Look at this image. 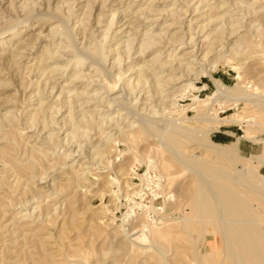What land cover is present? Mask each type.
I'll return each mask as SVG.
<instances>
[{
    "label": "rangeland",
    "instance_id": "obj_1",
    "mask_svg": "<svg viewBox=\"0 0 264 264\" xmlns=\"http://www.w3.org/2000/svg\"><path fill=\"white\" fill-rule=\"evenodd\" d=\"M91 5L92 16L82 20ZM211 19L214 21L211 22ZM83 21L87 25L84 33L80 28H83ZM22 28L23 32L15 36V32ZM52 30L55 32L51 34ZM147 35H152L155 44L139 52ZM242 35L245 36L240 38ZM26 38H30V44L22 47L21 43ZM0 39V83L3 84L0 86V264H152L151 257L157 253L164 254V264H196L194 251L207 253L215 264H222L225 256L222 254L224 242L221 231L212 222L205 221L203 224L195 218L192 225L196 231L190 238L188 233L191 228L185 221L191 215L194 217L191 213L193 183L197 178L208 180L205 174L197 173L186 159L196 155L219 161L218 156L186 139L180 152L175 151L152 130L128 151L131 145L119 129L129 130V124H132L134 128L147 126L164 131L169 126L184 124V120H187L185 124L195 127L208 117L204 115L211 107L208 97L219 94L209 72L227 86L251 85V91L264 94V59L257 58L264 49V0H0ZM59 43H67L66 51L63 47L64 51L58 50ZM234 43L243 51L236 57L230 50ZM95 45H103L108 60L99 57V64L98 57L95 58L98 62L89 58L84 66H76L71 57L66 56V53L79 55L81 50ZM19 46L23 49H18ZM211 46L214 47L212 53L194 65L198 67L194 72L209 68L194 80V85L200 89L194 91L200 105H191V97L186 95L179 98L180 106L173 109L169 106L171 98H164L163 95L165 91L173 92L184 83H180L182 79L178 80L179 75L186 72L185 67L183 69L185 63L194 59L184 58L185 51L194 50L200 60ZM52 53L64 54L65 60L61 61L58 56L52 58ZM156 54L159 59L149 66L152 70L148 69L152 74L137 84L136 69L139 64ZM223 54L229 56L227 61L219 60ZM42 59L45 61L40 62ZM242 61L248 64L239 65L238 62ZM59 62L69 66L58 67ZM158 63L165 64L160 67ZM98 64L100 66L96 67ZM130 65L136 69L128 71ZM77 67L84 73H90L89 78L75 80L73 74ZM54 68L55 71L47 76L48 71ZM118 71L124 72L125 77L120 82H110L114 78H109L110 75ZM166 77L169 84H165L162 96L158 95L154 84L158 78L166 80ZM49 78L57 82L53 100L56 101L62 88V99L66 100L68 108L63 107L52 118L53 112L48 107L50 104L54 107L55 102H49L46 110L39 114L36 128H28L30 113L38 108L37 96L30 93L38 86H44ZM71 80L72 83H69ZM108 81L109 85L115 83L116 86L103 89L102 84L108 86ZM132 82L136 88L130 89L126 83ZM113 94H122V97L115 100L112 99ZM228 94L212 107V113L219 111L218 117L229 122L216 126L215 122L203 121L202 125L211 130L210 137L215 142L238 143L241 156L236 165L238 169L242 170L246 164L264 175V164L252 158L264 155V114L256 112L249 101L237 105L233 99L236 93ZM70 95L74 99L70 102L75 107L72 113H69L68 106ZM64 116L68 117L66 125L61 122ZM246 119L249 121L245 128L240 121ZM49 120L54 124H49ZM229 130L234 136L227 135ZM219 134L229 139L220 141ZM96 146L105 151L107 149L109 153L102 158L97 156V160L92 159L91 164L86 163L94 156ZM134 153L139 155V162ZM114 159V168L105 165L106 161ZM155 161L158 167L154 165ZM99 165L105 168L97 169ZM133 167L135 171L131 170ZM120 169L119 174L123 173L120 185L110 184L107 176L116 177ZM99 171L106 172H103L102 177L105 178L102 180L96 173ZM86 172L89 174L79 177ZM135 172L138 175L148 173V178H152L151 187L157 190L150 191L146 198L148 201L144 203L158 207L156 211L145 212L134 205L141 203L134 194L140 193L137 186L141 184ZM156 179L160 180V184H155ZM125 182L135 188L128 198L126 192L129 188ZM101 183H109L114 192L99 191L97 186H102ZM85 186L90 188L85 190ZM33 196L39 199H31ZM28 198L31 200L24 205L22 202ZM251 202L259 203L258 210L264 214L263 203L255 199ZM130 209L134 215L128 222H123V214ZM136 216L144 217L142 222L149 229L160 223L168 224H164L170 231L166 237L167 244L157 241L147 229L144 228V232L134 223ZM124 229L127 231L123 232ZM125 243L134 244L143 253L130 257L124 252ZM144 247L150 249L145 252Z\"/></svg>",
    "mask_w": 264,
    "mask_h": 264
},
{
    "label": "bare ground",
    "instance_id": "obj_2",
    "mask_svg": "<svg viewBox=\"0 0 264 264\" xmlns=\"http://www.w3.org/2000/svg\"><path fill=\"white\" fill-rule=\"evenodd\" d=\"M87 1V0H86ZM97 1V0H94ZM90 1H88L89 3ZM130 2V1H129ZM225 2V1H224ZM223 2V4H224ZM87 3V2H86ZM91 3V2H90ZM73 4V3H72ZM35 7V6H34ZM68 9V8H67ZM210 9V8H209ZM92 5L89 8V10L85 11L84 13V17L82 18V20H86L88 19L90 16H92ZM94 10V9H93ZM198 10V9H196ZM42 13V11H41ZM55 12H53L54 14ZM125 13V12H124ZM44 14V13H43ZM48 14V13H47ZM52 15V14H51ZM40 16V15H39ZM55 17V15H52V17ZM53 17V18H54ZM58 17V16H56ZM115 17V15H114ZM111 17V18H114ZM212 17V16H211ZM40 18V17H39ZM101 18V17H100ZM28 19V18H27ZM63 19V18H61ZM79 19V18H78ZM90 19V18H89ZM126 19V18H125ZM144 19V18H143ZM68 20V19H67ZM102 20V19H101ZM149 20V19H147ZM212 20V19H211ZM234 20V19H233ZM62 21V20H61ZM214 19L211 21L213 22ZM63 22V21H62ZM78 22V21H77ZM88 23V22H87ZM114 23V22H113ZM210 23V22H209ZM63 24V23H62ZM110 24V23H108ZM205 24V23H204ZM56 25V24H55ZM83 28L80 26V28L82 29V33H84V30L87 28V25L85 23V21H83ZM112 25V20H111V24L109 25V28ZM25 27V26H24ZM206 27V26H205ZM80 29V30H81ZM132 29V28H131ZM58 31V29H57ZM71 31V30H70ZM130 31V30H129ZM23 32V28L22 29H18L15 32V36H19L21 33ZM55 30L50 31V33H54ZM66 32V31H65ZM236 32V31H234ZM103 33V32H102ZM109 33V32H108ZM108 33H105V35ZM76 34V33H75ZM80 34V33H79ZM63 34H61L62 36ZM71 35V34H70ZM84 35V34H82ZM51 36V35H50ZM54 36V35H53ZM72 36V35H71ZM76 36V35H75ZM95 36V35H94ZM127 36V35H126ZM152 35H147L146 37H144V43L143 46L140 48L139 52H143L145 49H149L150 47H152L155 44V40L154 38L151 37ZM245 35H242L240 38H243ZM49 37V36H48ZM85 37V36H84ZM195 37V36H194ZM218 37V36H217ZM216 37V39H217ZM220 37V36H219ZM94 38V37H93ZM161 39V38H159ZM158 39V40H159ZM194 39V38H193ZM215 39V38H214ZM245 39V38H244ZM23 40V39H22ZM30 38H26V40H23L21 45L22 47L24 46H29L30 42H29ZM64 40V39H63ZM72 40V39H71ZM180 40V39H179ZM59 41V40H58ZM65 41V40H64ZM67 41V40H66ZM86 41V39H85ZM94 41V40H93ZM0 42H2V39H0ZM74 42V41H73ZM89 42V41H88ZM220 42V41H219ZM239 42V41H238ZM53 43V42H50ZM72 43V42H71ZM82 43V42H81ZM94 43V42H93ZM174 43V42H173ZM172 43V44H173ZM216 43V42H215ZM48 44V43H47ZM60 46L58 48V50L62 51V47L63 48H67V43L64 45V43H59ZM76 44V43H75ZM74 44V45H75ZM133 44V43H132ZM236 43H234V46L231 47V53H233V55L236 57V55H238L240 52L243 53V51H241L237 45H235ZM238 44V43H237ZM20 45V44H19ZM123 45V44H121ZM213 45V44H212ZM224 45H226L224 43ZM239 45V44H238ZM44 48L46 47V44L43 45ZM69 46V45H68ZM71 46V45H70ZM90 46V45H89ZM20 47V46H19ZM22 47L18 48V49H23ZM84 47V46H83ZM129 47V45H128ZM65 48V51H66ZM210 49L208 51H206L204 53V56L202 59L199 60V55H197V52H195L194 50L190 51V52H186L184 53V58H194L188 62L185 63V65L183 66V69L185 67L186 72H182L183 74L179 75L181 82L183 83L180 87H178L177 89H175L173 92H169L166 93L165 91V84L169 82H166L169 80V78H167L166 80H161L160 78H158V82L154 84L155 87L157 88L158 91V95L164 93L163 95L164 98L168 97L171 98V104L169 106H173V109H177V107H179L180 105L178 104V100L179 98H183L186 95L191 97L192 103L191 105H196V107H198L200 105V99L198 97H196V93L194 91H199V88H196V86L194 85V80L196 78H198L203 72H205L206 70H209V68H205L202 69L200 71H195V69L198 67L194 66L195 64L199 63V61H202L204 59H206L209 55V53L212 51V49L214 48L213 46L209 47ZM225 48V47H223ZM74 49V48H73ZM77 49V48H76ZM121 49V48H120ZM219 49V48H218ZM58 50H56L58 52ZM78 50V49H77ZM81 50V49H80ZM134 50V49H133ZM214 50V49H213ZM221 51L222 48H220ZM229 50V49H228ZM19 51V50H18ZM22 51V50H21ZM54 51V50H53ZM64 51V50H63ZM68 51V50H67ZM219 51V50H218ZM220 51V52H221ZM75 52V51H74ZM203 52V51H202ZM228 52V51H227ZM16 53V52H15ZM40 53V52H39ZM45 53V52H44ZM64 53V52H63ZM69 53V51H68ZM212 53V52H211ZM219 53V52H218ZM13 54V53H12ZM43 54V53H42ZM65 54V53H64ZM64 54H59L57 53V55H54L52 53V58L54 57H59L61 61H64L65 59V55ZM77 54V53H75ZM74 54V55H75ZM160 54V53H159ZM162 54V53H161ZM189 54H191L189 56ZM203 54V53H202ZM221 54V53H220ZM227 54V53H226ZM51 55V54H49ZM69 55L66 53V56L71 57V61H74V65H80V66H84L88 61L89 58H93L95 61H97L95 58L101 57L104 60H108V57L105 55L104 50H103V45H95L94 47H89L87 50L83 49L79 52V55ZM219 55V54H218ZM224 55V54H223ZM230 55V54H229ZM240 55V54H239ZM12 56V55H11ZM16 57V55H14ZM13 56V57H14ZM18 56V55H17ZM41 56V55H40ZM119 56V55H118ZM143 56V55H142ZM12 57V58H13ZM49 57V56H48ZM47 57V58H48ZM228 55H224L223 57H220L219 60H228ZM232 57V56H231ZM248 57V56H247ZM45 58V57H44ZM58 58V59H59ZM257 58L259 59H264V49L262 50V54L257 55ZM14 59V58H13ZM12 59V60H13ZM17 59V58H16ZM19 59V57H18ZM21 59V58H20ZM80 59V60H79ZM100 59L99 64H100ZM102 59V60H103ZM159 59V55L156 54L152 59L150 60H145L143 61L141 64H139V68H133V65L128 66V71H134V69H136V71L138 70V79L137 77L135 78V81L137 79V84H140V82H142V80H147L148 78V74H152L151 72H149L151 69L149 66H153L154 62L156 63V60ZM234 59V57H233ZM247 59V58H246ZM249 59V57H248ZM77 60V61H76ZM103 60V61H104ZM255 60V59H254ZM14 61V60H13ZM19 61V60H17ZM45 60L42 59L40 62H44ZM60 61V62H61ZM97 61V62H98ZM225 61V62H226ZM60 62L57 64L58 67L60 66H69L68 64L63 65L60 64ZM96 62V63H97ZM106 62V61H105ZM140 62V61H139ZM13 63V62H12ZM92 63V62H91ZM95 63V62H94ZM182 63V62H181ZM42 64V63H40ZM46 64V62H45ZM96 65L100 66V65ZM165 64V63H164ZM163 63H158V66L160 65H164ZM239 65H244V64H248L247 61H242V62H238ZM12 65V64H11ZM48 66V64H46ZM138 65V63H137ZM90 66V65H88ZM102 66V64H101ZM45 67V66H44ZM200 67V66H199ZM49 68V66H48ZM156 68V67H155ZM154 68V71H155ZM178 68V67H177ZM176 68V70H177ZM243 68V67H241ZM44 69V68H43ZM47 68H45L46 70ZM84 69V68H83ZM92 69V68H91ZM153 69V68H152ZM151 69V70H152ZM182 69V70H183ZM48 70V69H47ZM254 70V69H253ZM55 71V68L53 70H49L47 73L50 74L51 72ZM95 71V70H94ZM148 71V73H147ZM152 71V72H154ZM184 71V70H183ZM92 72V71H91ZM110 72V70H109ZM178 72V71H177ZM209 72V71H208ZM99 73V71H98ZM123 73L122 71H118L117 74L110 75L109 78L114 77L112 80L108 79L110 82H112L114 80V82H120L122 81V79L125 77H123ZM156 73V72H155ZM1 74V73H0ZM46 74V71L45 73ZM90 74V73H88ZM87 73H84V71L80 70L79 67L76 68L75 73L73 74V77H75V80H84L89 78ZM210 77L212 78V80L214 81V83L217 86L218 89V95L217 96H209L208 98L211 101V107L205 112L204 115H207V118H204L203 120H201V122L198 123V125H195V127H191L188 124H185V122L187 120H184V124H179L176 126H173L170 128V126L168 127V129H165L164 131H158V130H154L151 127H147V126H141V127H137L134 128L132 127V124L129 126H131V128L129 130H123L124 128L120 127L121 129H119V131H121V133L123 135H125L126 139L129 141V146L128 147V151H131L132 149V145H138V143L141 141V139L145 138L146 136H148L149 131L151 132L154 131V134H156L157 136L160 137V140H163L164 142H166L169 147H171L172 149H174L175 151H179L180 152V147H182V145L186 142V140H190L193 141L195 143H197L198 145L204 147L206 149V151L208 153L213 152L218 156L219 161H214V160H208L207 158H199L198 156H194L193 158H187L186 161H188L190 163V165L193 167V169L199 173V174H205L208 178V180L204 181L200 178H197L195 180V182L193 183L194 185V189L192 191V198H191V206H192V210L191 213L194 214V217L191 215V213H189L190 217L185 218V221L188 222V227L191 228V231L188 233L190 235V238H193V231H196V228L194 227V225H192V220L197 218L199 219L203 224L205 221H210L212 222L215 227L217 229H219L221 231V235L223 236V252L225 258H227V260H225V258L222 260V264H264V214L258 210V208L260 207L259 203H255V202H251L252 199H255L261 203L264 204V175L259 173L258 171L248 167L246 164H244V168L238 169L237 162L240 159V154L238 153V143L237 142H231V143H218L215 142L211 137H210V132L211 130H209L208 128H206L205 126H203L202 124H204L205 122L203 121H208V122H215L218 125L224 124L229 122V120L227 119H220L218 117V112L212 113V107L218 103L219 101H221L223 99L224 96H228V93L231 92H235L236 94H234L233 99L236 101V104L239 105L241 102H245V101H249L251 104H253V107H255V111L258 112L259 114H264V94H258L255 93L254 91H251V85H244V86H234V87H230L225 85L220 79L215 78L211 72H209ZM52 75V74H51ZM97 75V74H96ZM99 75V74H98ZM103 75V74H102ZM107 75V74H106ZM147 75V76H146ZM154 75V74H153ZM176 75V74H174ZM241 75V73H239V76ZM178 76V77H179ZM96 77V76H95ZM108 77L103 79V82L105 81V79H107ZM123 77V78H122ZM174 77V76H173ZM177 78V76H175ZM183 77V78H182ZM185 77V78H184ZM93 78V77H92ZM145 78V79H144ZM53 79L49 78V80H47L45 82L44 86H38L33 92L30 93V95H33L36 97L37 96V103L36 105H38V108L35 109L34 112L30 113V122H27V127L28 128H36V124H37V119L39 118V114L41 112H44L46 110V106L49 105V102H53L55 99V95H54V90L57 86V82L56 81H52ZM90 80V79H89ZM93 79H91L92 81ZM95 80V78H94ZM133 80V79H132ZM157 80V79H156ZM2 81V80H0ZM88 81V80H87ZM107 83L108 86H105L104 84H102V88H106V87H115V83L112 85H109L110 83ZM131 81V80H130ZM173 79H172V83H173ZM176 81V80H175ZM188 81V82H186ZM72 83V80L69 82ZM74 83V82H73ZM124 83V82H123ZM159 83V84H158ZM161 83V84H160ZM39 84V83H38ZM37 84V85H38ZM44 84V83H43ZM92 84V83H91ZM130 89H133L135 87V83H126ZM3 85L0 83V86ZM41 85V84H40ZM68 85V84H67ZM88 85V84H87ZM121 85V84H120ZM67 87V86H66ZM123 87V86H121ZM136 88V87H135ZM155 88V89H156ZM108 89V88H106ZM112 89V88H111ZM118 89V88H117ZM120 89V88H119ZM118 89V90H119ZM125 89V88H123ZM153 89V90H155ZM109 90V89H108ZM106 90V92L109 94L110 91ZM114 90V89H113ZM152 90V89H151ZM63 89L61 88L60 93L57 96V99L55 102V106L53 107L51 104L49 105L48 109H50V111L53 112V117L55 118L61 111L62 108L65 107L67 105V102L63 101L62 97H63ZM71 91V90H70ZM85 91V90H84ZM73 92V91H72ZM77 92V91H74ZM114 92V91H113ZM118 92V91H117ZM191 92H194V94H192ZM82 93V92H81ZM84 93V92H83ZM116 93V90H115ZM150 93V92H149ZM157 93V92H156ZM65 94V93H64ZM77 94V93H76ZM88 94V93H87ZM228 94V95H227ZM82 95V94H81ZM85 95V94H83ZM115 95V94H113ZM122 95V94H121ZM120 94L115 95L112 99H117L120 100V97H122ZM154 95V94H153ZM33 96V97H34ZM96 96V95H95ZM76 98V95H75ZM46 99H49L50 101H46ZM54 99V100H53ZM68 99V98H67ZM78 101V98H76ZM150 99V98H149ZM36 100V99H35ZM73 101L71 99V95L69 97V113H72V109L75 111V107L74 104H72ZM80 100V99H79ZM160 101V100H159ZM61 102V103H60ZM74 102V101H73ZM114 102V101H112ZM155 102V100L153 101ZM161 103V102H160ZM54 104V103H53ZM80 105V104H79ZM109 106V105H108ZM67 107V106H66ZM83 107V106H82ZM111 107V106H110ZM68 108V107H67ZM78 108V107H77ZM76 108V109H77ZM80 109V108H79ZM81 110V109H80ZM153 110V109H152ZM184 110V109H183ZM28 111V110H27ZM177 111V110H174ZM29 113V112H28ZM176 113V112H175ZM182 114V113H181ZM61 115H64L61 114ZM75 115V114H74ZM119 115V114H118ZM133 115V114H132ZM237 116V114H235ZM81 116V115H80ZM85 116V115H84ZM87 117V116H86ZM180 117V116H179ZM41 118V117H40ZM45 118V117H44ZM67 116H64L63 119H61L62 124L66 125L67 124ZM140 119V118H139ZM187 119V118H184ZM251 120V118H250ZM64 121V122H63ZM88 121V118H87ZM177 121V119H176ZM180 121V120H179ZM249 121V119L246 120H241V126L243 127H247V122ZM255 121V120H254ZM2 122V121H0ZM57 122V121H56ZM5 123V122H4ZM10 123V122H9ZM53 123L49 120V124ZM85 123V122H84ZM179 123V122H178ZM250 123V122H249ZM253 123V122H251ZM8 124V123H7ZM48 124V123H47ZM54 124V123H53ZM58 124V123H55ZM78 124V123H77ZM110 124V123H109ZM70 125V124H69ZM88 125V124H87ZM49 126V125H47ZM63 126V125H62ZM148 126H149V122H148ZM1 127V124H0ZM75 127V126H74ZM95 128V127H94ZM2 130V128H0ZM77 129V128H76ZM75 131V130H74ZM118 131V132H119ZM60 134V133H59ZM86 134V133H85ZM115 134V133H114ZM153 134V133H152ZM153 134V135H154ZM51 136H54L51 134L50 135V139L52 138ZM70 137V136H69ZM7 138V136H6ZM87 138V137H86ZM111 138V137H110ZM1 139V138H0ZM47 139V138H46ZM54 139V138H53ZM52 140V139H51ZM111 140V139H110ZM154 141V140H153ZM108 142V141H107ZM15 143V142H14ZM70 143V141H69ZM117 143V142H116ZM68 145V143L66 144ZM99 145V144H98ZM194 145V144H193ZM81 146V145H80ZM107 146V145H106ZM98 147L101 146H96L95 148V154L93 153L94 156H92V158H88L86 163H92V159L95 158H102V156H104L106 153H109V151H107L106 147H104L106 149V151L104 149H99ZM131 147V148H130ZM184 147V146H183ZM36 149V148H35ZM13 150V149H12ZM5 152V151H4ZM169 152H171V155H173L172 151L169 150ZM2 153V152H1ZM6 154L8 152H5ZM77 153V152H76ZM123 151H120V154H122ZM164 153V152H163ZM16 155V154H15ZM87 155V154H86ZM123 155V154H122ZM128 155V154H127ZM133 155H135V159L138 161L139 155L134 153ZM183 155V154H182ZM69 156V155H68ZM68 156L66 158H68ZM89 156V155H88ZM90 156V157H91ZM98 156V157H97ZM106 156V155H105ZM109 156V155H108ZM20 158V157H19ZM243 158V157H242ZM253 159H256L259 164H264V155L259 156H253ZM12 159L15 161L16 158L12 157ZM149 159V158H148ZM18 160V159H17ZM97 160V159H95ZM120 160V159H119ZM135 160V161H136ZM115 159L114 160H108L105 162V165H107L108 167L111 166L112 168L115 167ZM136 161V162H137ZM99 162V161H98ZM139 162V161H138ZM141 162V161H140ZM150 162V160H149ZM181 162V164L183 166H186V163H184L183 161H179ZM154 165L156 167H158L157 162H153ZM94 164V162H93ZM99 164V163H98ZM97 165V164H96ZM149 165V163H148ZM84 166V165H83ZM91 166V165H90ZM114 166V167H113ZM160 166V165H159ZM169 166V165H168ZM167 167V165H166ZM87 168V167H86ZM91 167H89L90 169ZM101 169V168H105L102 165H99L97 167V169ZM88 169V168H87ZM150 169V168H149ZM167 169V168H166ZM115 170V169H114ZM131 170L135 171V167H133ZM121 171L118 170L117 173L118 175L116 177H111V175L109 174L107 176L108 181H110V184H117L120 185V181L122 174H119V172ZM105 171H99L96 172L101 180L103 179L102 174ZM108 172V171H107ZM106 173V172H105ZM136 173V172H135ZM85 174H89V173H83L81 174L79 177H83ZM137 174V173H136ZM196 174V173H195ZM97 175V176H98ZM98 176V177H99ZM137 177H139L141 180L144 181V183L146 182V179L149 180L148 178V173H145L144 175H138ZM150 177V176H149ZM105 178V177H104ZM98 179V178H97ZM150 181V180H149ZM108 184H104L98 185L97 189L99 191H112L111 186ZM122 184V183H121ZM126 186L129 188L127 189L126 192V197H129V193L131 192V190L135 189L133 187H130L129 184H127L125 182ZM160 184V183H158ZM93 186V184H92ZM88 188H90V186H85V190H88ZM96 188V187H95ZM121 191V190H120ZM137 191V190H136ZM136 195L140 194V193H134ZM39 196H42V194H40ZM118 196V194H117ZM120 196V195H119ZM157 197V196H156ZM38 197L33 196L31 199H36ZM155 198V197H154ZM30 198H28V200L26 199L24 202H22L24 205L25 202H28ZM30 199V200H31ZM39 199V198H38ZM132 199V198H131ZM189 201V200H188ZM20 202V203H21ZM135 203V202H134ZM22 204V205H23ZM190 204V203H189ZM134 205L142 208L143 211H148V210H152V211H156L157 208L153 205V206H147V205H142L141 203H135ZM255 205V206H254ZM169 207V206H168ZM133 208V206L131 207ZM132 209H130V211L126 212L123 214V222H128L129 219L134 215L132 213ZM22 212V211H20ZM148 215V214H147ZM146 216V215H144ZM170 216V215H169ZM187 216V214H186ZM40 217V216H39ZM49 217V216H48ZM144 217H140L137 218L136 216V220L134 221V223L138 224L141 228H144L148 230V233L151 236H154V238L161 242L164 243V245L167 244L166 242V237L168 232V228L166 229L165 225H168L166 223H160V225H154L149 229V226L147 224H143L142 220ZM172 220H174V217L172 218ZM141 221V222H140ZM183 221V220H182ZM198 222H196L197 224ZM155 224V223H154ZM195 224V223H194ZM151 226V224H150ZM202 226V225H201ZM142 230V231H143ZM200 230V229H199ZM127 230L124 229L123 232H126ZM202 231L205 233L204 231V226L202 227ZM145 232V230H144ZM187 233V232H186ZM201 233V231H200ZM207 233V231H206ZM127 234V233H125ZM149 235V236H150ZM148 237V236H147ZM129 238V237H128ZM153 238V237H152ZM127 241V240H126ZM136 241H134L133 243H135ZM156 242V241H155ZM132 243V242H131ZM137 243V242H136ZM140 243V242H139ZM126 244V243H125ZM138 244V243H137ZM141 245V244H139ZM158 247V246H157ZM160 248V247H159ZM194 248V247H193ZM196 248V247H195ZM122 249V248H121ZM148 250L150 248H147ZM145 247L144 250L146 252ZM161 249V248H160ZM199 250V249H198ZM124 252L131 255L130 257L133 256H137L139 255V253H143V251L139 248V247H134L131 245L126 244L124 246ZM166 257V255H165ZM152 258V264H164V254L162 253H157V254H153ZM167 258V257H166ZM217 258V257H216ZM168 259V258H167ZM149 260V258H148ZM194 260L196 262V264H215L214 263V259L207 253L203 254L197 251H194ZM146 263V262H145Z\"/></svg>",
    "mask_w": 264,
    "mask_h": 264
},
{
    "label": "built area",
    "instance_id": "obj_3",
    "mask_svg": "<svg viewBox=\"0 0 264 264\" xmlns=\"http://www.w3.org/2000/svg\"><path fill=\"white\" fill-rule=\"evenodd\" d=\"M150 180V181H149ZM149 180L146 179V182L144 183L143 180H140V185H138L137 189H138V192H140V194L136 195V199L138 201H141L142 204H145L147 205L146 203H144L145 201H148L146 198L147 196H149V192L152 191V192H155L157 189H153L151 187V180L152 178L149 177ZM153 181V180H152ZM157 181V182H156ZM160 181V180H159ZM158 179H156L154 182L155 184H158L159 183ZM150 189H149V188ZM155 188H158V186H156ZM155 199V198H154Z\"/></svg>",
    "mask_w": 264,
    "mask_h": 264
},
{
    "label": "crops",
    "instance_id": "obj_4",
    "mask_svg": "<svg viewBox=\"0 0 264 264\" xmlns=\"http://www.w3.org/2000/svg\"><path fill=\"white\" fill-rule=\"evenodd\" d=\"M230 132V133H229ZM229 132L227 131L226 133H227V135H229V136H234V134L232 133V131L231 130H229ZM218 139L220 140V141H227L228 139H229V137H227V136H225V135H218Z\"/></svg>",
    "mask_w": 264,
    "mask_h": 264
}]
</instances>
